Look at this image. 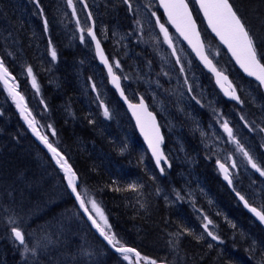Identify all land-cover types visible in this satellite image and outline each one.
Here are the masks:
<instances>
[{
  "label": "trees",
  "instance_id": "16d2710c",
  "mask_svg": "<svg viewBox=\"0 0 264 264\" xmlns=\"http://www.w3.org/2000/svg\"><path fill=\"white\" fill-rule=\"evenodd\" d=\"M117 1L119 4L114 5V7L118 6L120 13L121 11L122 14L126 13L125 16L128 18L127 16H130V14L127 6L122 3V0ZM190 3L211 53L214 54V51L218 52V46L207 33L203 21L195 8V4L191 0ZM235 3L242 8L243 14L247 17L252 27H254L253 29L264 35V25L261 23V21H264V0H235ZM59 44L60 42L58 41L56 45L57 49L59 48ZM104 48L106 53L110 56L108 46L104 45ZM60 49L61 54L59 56V63L57 64L58 66L55 64L49 73L40 72L38 74V81L42 86L43 98L49 109V113L51 112L53 115L52 125H54V129L57 133V137L52 136L50 130L47 136L54 146L57 140L59 141V150L62 151L63 153H61L68 159L81 181L78 191H80L82 196H85L86 200L92 198L100 204L108 218L112 232L118 235L124 245L139 251L141 257L156 259L157 262L165 264H260V261L264 259L263 250L250 245V243L245 247L248 240L246 242V238H244L241 232L236 233V231L243 230V232L254 237L258 243L263 246L264 231L252 222L251 218L240 208L230 192L223 188V184L217 177L216 171L214 172L215 168L213 161L208 159L205 153L199 148L200 144L198 140L195 141V138H192L190 133L187 134L185 138L186 141L190 139L192 142H195L192 148L198 152V157L194 164V172L199 176L198 179L203 184V187H201V192L203 194L200 193L201 197L198 196L196 198L202 200L204 197L206 198V195L208 197L209 194L208 198L210 200H215V204L213 206L209 205L207 208L209 210L207 216L209 219H212L213 222L215 221L214 223L217 229H219L218 234L221 236L220 242L222 241L220 247L217 246L216 242L202 235L198 220L199 217L193 212L189 202L184 199L175 200L176 202H173V198L177 199L175 194H169L167 201H164L161 194L162 191L170 188L174 190V187L185 191L186 188H191L188 182L190 180H186L187 182H185L183 179L181 180L179 174L176 173L166 177L160 176L154 168L146 148L138 137L126 110L118 101L115 93L107 87L105 83V87L108 91V98H111L113 105H116L118 108V111H116L117 119L121 122V130L123 129L125 133L121 135V142L127 145L126 149L123 150L124 152L118 150L116 147L118 144L115 141L119 140L117 137L114 139L115 141L110 138L108 139L106 129L101 127L98 123L90 125L87 122L84 116L87 114V110L82 105L80 94L77 91L76 85L74 86V80L68 67L64 65L67 63L66 61L70 59H72L71 63H75V65H79V62L82 60L77 57L76 54L71 53L64 42H61ZM32 61H36L37 65L36 57H32ZM95 67V71L104 82L105 74L103 70L96 65ZM25 85L21 86V90L24 91L27 96H30V92H28ZM141 86L142 85H140V88ZM0 88H2L1 85ZM140 90L141 89H138V91ZM4 92L3 90L2 93L5 96L2 94V97L6 102L0 98V110H5L4 114L0 113V173H2L0 174V205L2 204L0 213L6 209L8 211H4L3 213L8 216L7 218L12 217L16 219L17 225L26 235V242L29 247H32L38 239L48 234L51 235L53 240L59 241L61 239L60 229L67 232L71 230L70 225L64 222H71L76 230L75 235L79 240L78 246L83 244V249H87L93 253L88 259L90 262H95V264L99 262L103 264H130L127 260L123 259L122 254L114 253L111 248L92 231L88 222L79 211L74 198L71 196L64 175L52 162L47 153L42 150L32 138L29 129H27L21 121L19 115L15 111L13 103L7 98ZM57 94L60 98H57ZM98 97L97 99H99V102L105 101L102 100L100 96ZM58 100L61 102L63 101L60 108L56 107L58 105ZM262 100H264L263 97ZM39 107L42 111H45L43 106L42 108L41 106ZM61 108V111H55V109L60 110ZM91 110L94 114V108ZM95 110H98V108L96 107ZM66 111L77 116H71V118L67 119L64 115ZM74 118L77 119L74 120ZM3 125L4 127H1ZM39 128L41 130L43 126ZM11 132H13L15 137ZM41 132L46 135L42 130ZM7 133L10 134L8 135ZM16 139L18 141H16ZM19 139L21 140L19 141ZM191 141H189L188 144L189 148L192 145ZM20 142L23 143V145H21ZM90 144L95 146L94 150H86L87 146ZM23 147L25 148L22 149ZM23 150H26V153L28 151L27 155ZM172 172H174V168ZM13 173L15 174L13 175ZM187 179H191L189 174ZM32 180L33 183L31 182ZM133 183L141 187H138L136 191L128 189V186ZM31 184L34 185L33 188ZM16 187H18V189ZM116 188L121 190L116 191ZM157 189H160L159 193ZM36 192L37 194H35ZM46 195L49 196L47 197ZM30 197H36V199L33 201ZM220 198L222 199L221 203H226V205H222L221 209L216 208V202L220 203ZM44 199H46L45 203L43 201ZM53 200L59 201L54 202ZM38 201L39 205L37 204ZM59 202L63 210L57 209L60 206V204H58ZM40 203H44V207L43 205L41 206ZM141 204H143L144 207H141ZM196 206L197 205H195V207ZM53 208L57 210L53 218L54 220L47 217L39 218V215L36 216V214L39 213L38 210L47 213L48 210H52ZM67 211L69 213H67ZM25 214L26 216L28 215V218ZM62 217L63 220H61ZM7 223L8 222H6V224ZM201 223L203 224L202 220ZM28 224L31 227L28 226ZM233 224L235 225V227H233L234 230H232ZM64 225H66L67 228ZM12 226L8 228L11 229ZM181 226L191 230L194 235L185 234L179 238V243L175 246L169 244V240L175 239L169 236V233L180 231ZM237 226H241L242 228L240 227V229H237ZM44 229L46 233H43ZM230 232L233 233V239L231 235L228 234ZM57 235L59 237H57ZM195 236H202L203 238L198 241L194 238ZM64 240L66 243H71L72 241L71 238L68 239L67 237H63V240L61 239L59 242L64 245V243H62ZM9 241L13 244V240L10 237ZM209 245H211V247H209ZM57 246H59V243ZM234 246L239 247L238 253L233 251ZM52 247L53 246H49L48 249L52 250ZM78 252L76 247L75 254ZM72 257L73 256H69L71 260ZM10 258L11 257H1L0 255V264H15L9 261ZM25 258L26 260H35L37 264L42 262H44V264L52 263V261L48 262L52 258H44L38 255L34 258L31 253L26 254ZM132 259L133 257L131 256V262ZM142 262L146 264V261L143 259Z\"/></svg>",
  "mask_w": 264,
  "mask_h": 264
},
{
  "label": "rangeland",
  "instance_id": "374dc122",
  "mask_svg": "<svg viewBox=\"0 0 264 264\" xmlns=\"http://www.w3.org/2000/svg\"><path fill=\"white\" fill-rule=\"evenodd\" d=\"M84 1L92 9L96 32L100 41L104 44L106 43L108 46L111 61L119 60L121 63V69H114L121 76L124 86L130 96L141 94L148 99L151 107L161 115L164 129L170 136L168 138V145L165 147V152L170 158L172 167L178 166L177 168L174 167V172L169 174H179L180 179H183L185 182L187 181L184 180V175L189 174L191 178L189 179L190 181H188L191 188H186L185 191L180 188L177 189L176 187H174V190L170 188L162 191L161 194L164 201H167L169 194H175L176 196V192H179L184 200L187 199V194L194 198L198 196L201 197L200 193L203 194L201 192L203 184L198 179L199 176L194 172V164L198 157V152L192 148L195 142H192L190 139L186 141L185 139L187 134L190 133L192 138H195V140L197 138L200 144L199 148L210 160H223L224 163L230 166L231 160H229L228 157L231 155L232 159L237 163V169L234 172L238 174H236L238 177L235 180L233 179L236 189L240 191L241 184L246 186L247 182L252 179L251 181H253L255 187L253 190H250L249 193L256 204L263 203L264 177H260L254 169L247 165L242 154L236 152L235 145L228 140L227 134L224 133L221 127V123L227 120L229 126L233 128L234 135H236L237 139H239L240 142L244 144L245 148L257 158L258 163L264 166V147H261V144L264 143V132H260L258 129L257 131H249V128L245 127L244 121L240 119V116L244 115L250 124L252 121H255L256 125L264 127V102L262 101L264 95L261 90H259L256 85L243 80L229 56L220 48L218 52L214 51V54H211L212 59L215 60L218 65L220 64L221 66H219L222 70L227 72V74L232 77L233 81L238 84L240 93H243L247 97L245 101L246 104L248 103V106L245 107H243L244 105L236 107L224 105L221 107L219 104L220 98L217 94H213V89H203L204 82L199 75L200 71L193 57L184 44H182L183 42L170 31L169 26L164 21L163 13L159 12L155 0H130L132 9H129L130 16H127L129 20H127L126 17L124 18L126 13L122 14V11L120 13L118 6L114 7V5L119 4L117 0ZM39 3L40 7L44 10L43 16L40 15V9L33 0H0V9H6L2 16L0 14V50L8 66L14 71H17L22 80L27 81L26 87L29 89V97L31 99L27 100L25 98V103L26 107L31 112L32 118H35L40 126H43L41 130L47 135L51 130L47 126L49 124L52 125L53 115L51 112L49 113V109L44 101L41 90L42 86L38 83V74L40 72H51L53 66L59 63L58 54L55 61H53L50 56L49 39H51L52 46L55 47L56 51L57 42L55 38L52 37L53 35L60 38V44L68 40V46L72 48H75V44L78 45L79 43L83 54H76V56L82 61L79 62V65H75V63H71L72 59H70L67 60V63L64 65L68 67L74 80V86L76 85L77 91L80 94L82 105L87 110V114L84 115L86 117L85 119L88 123L89 121H94V124L98 123L101 127L106 129L108 139L114 140L117 137L119 140H114L118 144L116 147L120 151L122 149L125 150L127 145L121 142V135L125 133L123 129L121 130V122L117 119V106L113 105L111 98L105 97L103 103L109 108L111 113V118H105L103 116V108L100 106L101 101L99 102V99H97L101 92L100 89L102 90L101 93L104 91V83L102 78L95 71L96 61H94L95 58L93 54L92 56L88 55L90 54V49L86 43V40L89 39L86 31L83 33L85 41L82 43L80 40V28L87 29L90 27L88 16L82 4L79 0H73V7H75L76 10V14L73 15V8L69 7L67 0H39ZM46 7L50 8L45 9ZM54 7L57 8L54 9ZM153 12L156 13L155 16L152 15ZM157 18L168 28L169 34L173 40V47L176 50L175 55H173V47H169L164 40V35L160 31L159 24L156 22ZM44 19L48 21L47 32L44 30ZM137 20L140 22L139 25L136 23ZM77 21H79V24H77ZM124 21L126 24L123 23ZM9 53H11V55H9ZM31 56L36 57L37 65L36 61H32ZM177 57H179L180 63H177ZM27 66L33 68L39 85V91L32 87L31 78L26 72ZM181 67H183V71H181ZM124 76L129 78L125 80L123 79ZM185 80H187V83H185ZM139 82H142L143 93H139L137 89L131 85H135ZM93 84H95V90L92 88ZM189 86L193 90L192 95H190L188 91ZM2 91L3 89L0 88L1 99H3ZM38 96L39 98H37ZM41 96L42 98H40ZM193 96L196 97V100L201 99L200 102L203 101V103H205L203 111L207 116L195 113L197 107L202 108L203 104L196 103V100L192 99ZM57 98H60L58 94ZM3 101L6 102L4 99ZM62 102L58 100V105L56 107L60 108ZM42 103L45 104V111L47 112L40 109L39 106H42ZM95 106L99 111L95 110ZM93 108L94 114L91 110ZM230 109H234V111L232 112ZM61 110L62 108L60 110L55 109L56 112ZM211 112L219 119L216 122L218 123L217 125L212 123H207L205 125V123H203L204 119L211 115ZM64 115L67 119L71 118V116H77L68 111H66ZM76 119L77 118H74V120ZM89 124L92 125L93 123ZM52 126L54 128V125ZM55 137H57V135ZM189 141L192 142L190 148L184 143L188 142L189 144ZM57 144L59 145L58 140ZM94 149L95 146L90 144L87 146L86 150ZM14 174L15 173H13V175ZM165 197H167V199ZM208 197L206 195V198L204 197L202 200L196 199V203L194 202V206L197 205L196 207L191 205L193 212L201 218L203 223H205L203 216L208 215L207 212L209 210L207 208L209 205L214 204ZM175 200L178 199L173 198V202H176ZM221 200L220 198V203L216 202V208L221 209L222 205H226V203H221ZM60 206L62 205L60 204ZM90 207L89 205V209ZM93 216H95V213H93ZM6 218V214L1 212L0 220L3 223H0V255L1 257H12L17 255L16 252H19L17 256L21 258V255L23 256L24 254V246H18L14 242L11 229L8 228L12 225L9 223L6 224V222H8ZM97 220L99 222L98 217ZM200 226L202 235L212 240V238L207 235V232H205L203 226L201 224ZM240 227L237 226L236 228L240 229ZM209 230L221 237L220 234H218L219 229H217L216 224L213 223V225H210ZM232 230H234L233 227ZM237 232H241L244 238H246V242L248 240L245 247L250 243V245L264 252V246L258 243L254 237L243 232V230H238L236 233ZM228 234H230L233 239V233L230 232ZM252 235L254 236L253 232ZM9 237L13 240V244L15 243L14 245L10 244ZM212 241L216 242L218 247H220L222 242H220V240ZM238 250L239 247H233L234 252L238 253ZM129 257L131 258V255H129ZM85 258L89 259V257ZM130 258L127 261L132 264Z\"/></svg>",
  "mask_w": 264,
  "mask_h": 264
},
{
  "label": "snow or ice",
  "instance_id": "6c2138e0",
  "mask_svg": "<svg viewBox=\"0 0 264 264\" xmlns=\"http://www.w3.org/2000/svg\"><path fill=\"white\" fill-rule=\"evenodd\" d=\"M36 6L40 9V15H44L43 8L40 7L39 0H33ZM128 4L129 9H132V4L130 0H124ZM69 7L73 8V15L76 14L75 7H73V0H67ZM160 6L163 7L165 14L167 15L168 22L176 28V31L179 32L188 43L192 46L193 50L196 52L197 56L204 63V65L214 73L216 77V83L220 86L224 95L229 99L236 101L238 104L243 105L245 101L238 94L237 88L233 85L232 81L229 80L222 71L218 70L216 65L213 63V60L205 52V46L203 41L200 38V32L197 29L196 21L193 19L192 12L189 9V4L187 0H159ZM196 3L199 4L200 10L203 12L204 18L207 20V25L211 29L215 36L219 38V41L224 45L228 52L231 53L232 58L243 70L244 73L249 77H253L255 81L258 82L259 87L264 88V35L260 34L257 30H254L251 23L248 21L247 17L243 14L242 8L237 6L235 0H196ZM153 16L156 15L155 12L152 13ZM89 18H91V13H89ZM157 24H159L160 31L164 35L165 42L169 47H173V40L169 34L168 28L164 23H161L159 18H157ZM139 25V20L136 21ZM264 25V21H261ZM44 30L48 31V21L44 19ZM79 24V21H77ZM87 32V36L95 41L96 53L100 57L101 62L106 66L108 75L111 78V83L119 91L120 96L128 104L129 109L132 110L133 116L136 118V123L140 128L141 133L144 136V139L148 143V147L151 149L152 156L155 158L157 167L160 170V173L165 172V168L161 166V162L167 164L168 167H171L168 164V158L165 156L161 145L163 144V136L160 132V126L156 122L155 115L148 110V105L145 103L143 96L140 97L138 103H132L129 101L128 97L125 95L124 89L121 86V76L114 71L115 69H121V63L119 60L109 61V58L104 55L103 49L99 39H97L96 33L93 27L80 28V40L83 43L85 41L84 32ZM49 51L50 56L53 61L57 59V51L54 46H52L51 39H49ZM175 48L173 47V55H175ZM218 54V53H217ZM11 55V53H9ZM177 63H180L179 57H177ZM181 67V71H183ZM27 75L31 78L32 87L39 91V85L37 83L36 75L33 72L31 66L26 68ZM129 77L124 76L123 79L127 80ZM9 79L14 80L15 77L11 76L8 67L5 66L3 59H0V81H3L5 86L8 87L9 93L13 96L14 100H17V108L20 110L21 116L27 123L28 127L32 130L33 134L41 141V143L47 148L51 153L52 158L59 168L63 171L64 177L67 180V185L71 189V192L75 195V199L78 202L79 208L87 215L89 221H91L92 226L96 228L99 232V235L107 242L111 248L123 255V259L129 260V253H134L135 257L138 259H143L146 261V264H158L156 259H151L148 257H141V253L136 251L134 248H130L124 245L118 235L111 230V225L108 222V218L104 213V210L100 204L92 198L85 199V196H82L80 191H78V174L73 169L72 165L69 163L68 159L61 153L60 150L52 142H50L47 135L42 134L37 128V121L35 118L31 117V112L28 111L26 105H23V96L16 91V86H9ZM187 83V80H185ZM93 90H95V84L92 85ZM191 87L189 86L188 91L191 92ZM18 98V99H17ZM99 98V97H98ZM193 100H196V97H192ZM196 103H200L199 100H196ZM100 106L103 108V116L105 118H111V113L109 108L104 105L101 101ZM240 119L244 121L245 127L249 128V131L264 132V127L256 125L255 121H252L251 124L245 118L244 115L240 116ZM89 123H94V121H89ZM51 129L52 136H56V130L51 124L47 126ZM221 127L224 133L227 134L228 140L235 145L236 152L242 154L247 165L255 170L260 177H264V166H261L258 163L257 158L245 148L244 144L237 139L234 135L233 128L229 126V122L224 120L221 123ZM203 135V133H202ZM261 147H264V143L261 144ZM123 151V149H122ZM231 160V168H237V163L232 159L231 155L228 157ZM219 169L223 174V178L231 186L233 181L231 178V172L229 167L225 163L217 161ZM138 187H141L135 183L130 184L128 189L136 191ZM116 191L121 189L116 188ZM160 189H157L159 193ZM236 196L239 198L246 209L251 212L256 219L259 220L261 224H264V203L259 204L258 206H253L248 199L245 198L243 194L233 188ZM86 195V193H85ZM167 199V197H165ZM176 198L178 200L183 199V196L179 192H176ZM90 205V209L88 207ZM141 207H144L141 204ZM95 213V216H93ZM99 218V222L97 220ZM203 228L207 235L212 238V240L219 241L220 237L214 234L213 231L209 230V226L213 225V221L209 219L207 215L203 216ZM10 225H13L11 232L14 236V239L19 242L20 245L24 246V254L31 253L35 258L38 255V249L46 252L49 246H54L59 243L58 240H53L51 235H44L41 239H38L36 243L29 247L26 242V235L24 231L17 225L15 218L10 217L8 220ZM232 227H235L233 224ZM194 235L191 230L181 226V230L175 233H169V236L174 237V240H169V244L175 246L179 243V238L183 235ZM31 235V234H29ZM196 240H200L202 236H195ZM211 247V245H209ZM78 255L83 257H91L92 252L87 249L81 248L78 252ZM75 256L72 257L75 260ZM260 264H264V259L260 261Z\"/></svg>",
  "mask_w": 264,
  "mask_h": 264
},
{
  "label": "bare ground",
  "instance_id": "6f19581e",
  "mask_svg": "<svg viewBox=\"0 0 264 264\" xmlns=\"http://www.w3.org/2000/svg\"><path fill=\"white\" fill-rule=\"evenodd\" d=\"M5 1V0H4ZM47 4V3H46ZM48 5V4H47ZM50 6V5H49ZM5 8V7H4ZM48 8H50V7H48ZM47 7L45 8V9H48ZM57 8V7H56ZM55 7H54V9H56ZM127 9H128V11H129V8L127 7ZM1 10V16H2V14L3 13H5L4 11L6 10V9H0ZM53 10V9H52ZM50 11H51V9H50ZM9 12H10V10H9ZM56 12V11H55ZM7 13V12H6ZM47 14H48V11H47ZM199 14H200V12H199ZM201 15V14H200ZM7 16H8V14H7ZM50 16V15H49ZM52 16V15H51ZM3 17H5V16H3ZM92 17H93V15H92ZM126 16H124V18H125ZM4 19V18H3ZM127 20H129L128 18H126ZM3 21V20H2ZM129 22V21H128ZM123 23H125V21L123 22ZM126 24V23H125ZM129 25V24H128ZM127 26V25H126ZM169 26V25H168ZM129 27V26H128ZM127 28V27H126ZM169 28H170V31H172L173 32V29L169 26ZM96 36H97V38L99 39V37H98V34H97V32H96ZM53 38H55V40H56V42H60L61 40H60V38L58 37V36H52ZM58 39V40H57ZM214 42L217 44V49L218 50H220V48L224 51V49H223V47H222V45L220 44V42L218 41V40H214ZM64 43L68 46V40H65L64 41ZM86 43L88 44V46H89V49H90V54H88L89 56H92V54H93V57L94 56H96V49H95V47H94V42L92 41V39L89 37V39H87L86 40ZM62 49V48H61ZM60 44H59V48L57 49V54H58V57L60 56ZM68 49H69V51L71 52V53H73V54H83V52H82V48H81V46H80V44L78 43V45H76L75 44V48H72V47H69L68 46ZM0 59H3V61H4V63H5V66L6 67H8V69L10 68L9 66H8V63L5 61V59L3 58V53L1 52V50H0ZM195 61V60H194ZM195 64H196V66H197V68L199 69V75L202 77V79H203V82H204V86H203V89L204 90H206V89H209V90H212L213 89V94L215 95V94H217V96L220 98L219 99V104H220V106L221 107H223L224 105H230V106H233V107H236V106H242V105H240V104H238L236 101H231V100H227L225 97H224V95L223 94H218V93H215L216 92V90H215V87H214V84L212 83L213 82V79L209 76V75H206L205 73H204V71H203V69H202V67L200 66V65H198L196 62H195ZM100 69H102L103 70V72H104V74H105V80H104V82L103 83H105L106 85H107V87H109L114 93H115V95L117 96V99H118V101L121 103V105L124 107V109L126 110V112H127V114H128V116H129V118H130V120H131V122L133 123V125H134V127H135V130H136V132H137V127H136V125H137V123H136V119L135 118H132V116L130 115V113H129V111L127 110V108H126V106L120 101V95H119V93L117 94V92H116V90L114 89V88H112L111 87V85H110V80H111V78H110V76L108 75V72L106 71V69H104L103 67H99ZM114 71H115V69H114ZM9 72L11 73V76L12 77H15V79L14 80H12V79H9V86H12V85H15L16 86V91L17 92H19V94L21 95V96H23V102H25V98L28 100H30L31 98H29V96H27L26 95V93H24V91H22L21 90V86L22 85H25L26 83H27V81H24V80H22V78H21V76L19 75V73L17 72V71H14L13 69H9ZM116 73L119 75V73L116 71ZM226 76L228 75L227 74V72H223ZM242 78H243V80L244 81H247V82H249V83H251V84H253V85H256V83H257V81H255V79L253 78V77H248V76H246V75H243L242 76ZM38 83H40L39 81H38ZM233 83V85L237 88V90H238V94L241 96V98L245 101L246 100V96L243 94V93H240V90H239V86H238V84L236 83V82H232ZM105 84H103V88H104V91H103V93H101L102 92V90L100 89V97H101V99L102 100H105L104 98L106 97V98H108V91H107V89H106V87H105ZM0 85H1V87L3 88V90L5 91V94L7 95V98L8 99H10V101L13 103V105H14V108H15V111H16V101L13 99V96L9 93V91H8V87H6L5 86V84H4V82L3 81H0ZM132 85V87H134L135 89H137V91H138V89H141L140 91H138L139 93H143V89H142V86H141V88H140V85H142V82H139V83H137V84H131ZM121 86H122V88L124 89V92H125V95L128 97V99H129V101H131L132 103H138L139 102V99H140V97L142 96L141 94L140 95H137V96H130V94L128 93V91H127V89L125 88V86H124V83H123V80H122V78H121ZM25 87H26V85H25ZM27 88V87H26ZM28 89V88H27ZM28 92H29V89H28ZM193 94V90H191V92H190V95H192ZM201 94V93H200ZM37 98H39V96L37 97ZM40 98H42V96L40 97ZM143 98H144V100H145V103L148 105V110L149 111H151L154 115H155V117H156V122L158 123V125L160 126V132H161V135L163 136V138H164V140H165V144H166V147H167V145H168V138L170 137L169 136V134L166 132V130L164 129V126H163V123H162V120H161V115L155 110V109H153L152 107H151V105H150V102H148V99H146L144 96H143ZM201 100V99H200ZM199 100V101H200ZM263 102H264V100H262ZM41 103V102H40ZM201 104H203L202 105V108H198L197 107V109L195 110V113H198V114H201V115H203V116H207L205 113H204V104L205 103H203V101L202 102H200ZM199 103V104H200ZM250 104V103H249ZM43 107H44V109H45V104H41ZM244 106L243 107H245V106H248V103L246 104V101H245V103L243 104ZM42 106H41V108H42ZM206 106H207V104H206ZM196 107V106H195ZM242 107V108H243ZM232 112L234 111V109H230ZM35 112V111H34ZM45 112H47V111H45ZM1 113H5V110H3V109H1ZM16 113L19 115V117H20V119H21V121L24 123V125L26 124V122H25V120L23 119V117L16 111ZM219 119H218V117H216L215 116V114H213L212 112H211V115L209 116V117H206V119H204V122L203 123H205V125L208 123V124H218V123H216L217 121H218ZM136 123V124H135ZM138 126V125H137ZM1 127H4V125L3 126H1ZM7 127V126H6ZM13 128V127H12ZM11 128V129H12ZM37 128H38V130L41 132V130H40V128H39V125H38V123H37ZM186 128V127H185ZM1 129V128H0ZM9 129V128H8ZM10 129V130H11ZM5 130V129H4ZM16 131V130H15ZM1 132V131H0ZM6 132V131H5ZM165 132H166V134H167V136H166V134H165ZM4 133V132H3ZM30 133H31V129H30ZM42 133V132H41ZM5 134V133H4ZM8 134V133H7ZM10 134V133H9ZM8 134V135H9ZM11 134H13V132H11ZM12 136V135H11ZM13 136H14V134H13ZM13 136H12V138H13ZM17 136H18V134H17ZM6 137H8V136H6ZM6 137H5V139H6ZM15 137V136H14ZM138 137L140 138V140H141V142L143 143V145H144V147L146 148V150H147V153H148V155H149V157H150V159L152 160V163H153V165H154V168L156 169V171L160 174V176L161 177H166V176H168V175H170L169 173H171L172 171H173V168L174 167H172V164H171V161H170V158H169V156L167 155V153L165 152V156L168 158V164H170L171 165V167H168V165L167 164H164L163 162L161 163V166L162 167H164L165 168V172L163 173V174H161L160 173V170H159V168L157 167V165H156V162L154 161V159L152 158V156L150 155V153H149V151H148V143H147V141L144 139V137L143 136H140V135H138ZM11 138V137H10ZM9 138V139H10ZM17 138V137H16ZM21 138H23V137H21ZM7 140V139H6ZM21 139H19V141H20ZM8 141H11V140H8ZM7 141V142H8ZM16 141H18L17 139H16ZM195 141H197V138H196V140ZM23 142V141H22ZM3 143V142H2ZM6 143V142H5ZM11 143V142H10ZM21 143V142H20ZM24 143V142H23ZM23 143H21V145H23ZM186 145H187V147H189V145H188V143H186V142H184ZM7 144V143H6ZM25 144V143H24ZM28 144V143H27ZM8 145V144H7ZM7 145H6V147H7ZM57 148L59 147L58 146V144L56 143V145H55ZM4 147H5V145H4ZM22 147V146H21ZM26 147V146H25ZM25 147H23L22 149H24ZM28 147V146H27ZM33 147V146H32ZM1 148V147H0ZM5 149V148H4ZM7 149V148H6ZM27 149V148H26ZM31 149V148H30ZM36 149V148H35ZM34 149V150H35ZM32 150V149H31ZM30 150V151H31ZM58 150H59V148H58ZM24 151V150H23ZM22 151V152H23ZM25 152V154L27 155V153H28V151H27V153H26V150L24 151ZM62 152V151H61ZM30 153V152H29ZM33 153V152H32ZM38 153V152H37ZM42 153V152H41ZM63 153V152H62ZM43 154H45V153H43ZM22 155V154H21ZM20 155V156H21ZM39 155V154H38ZM64 155V154H63ZM206 155V154H205ZM29 156V155H28ZM27 156V157H28ZM34 156V155H33ZM36 156V155H35ZM4 157V156H3ZM24 157V156H23ZM207 157V156H206ZM26 158V157H25ZM32 158V157H31ZM30 158V159H31ZM34 158V157H33ZM208 159H209V157H207ZM21 159H22V157H21ZM27 159V158H26ZM212 161H213V163H214V168H215V171H216V175H217V177L220 179V181H221V183L223 184V188L227 191L228 190V192H230V194H231V196L236 200V202H237V204L240 206V208L251 218V220H252V222L255 224V225H257V226H259L263 231H264V228H262L260 225H258V223H257V221H256V219L254 218V216H252L251 214H250V212L244 207V205H243V202H241L240 200H239V198L236 196V194H234V191H233V188H234V183H232V185L230 186V185H228V182L227 181H225L224 180V178H223V174L221 173V171H220V169H219V166H218V164H217V161L218 160H213V159H211ZM26 161V160H25ZM221 163H224V161L223 160H219ZM28 163H29V161H28ZM25 164V163H24ZM34 164V163H33ZM226 164V163H225ZM23 165V164H22ZM29 166V165H28ZM35 166V165H34ZM226 166H228L227 164H226ZM31 167H32V165H31ZM178 166H176V168H177ZM229 167V170H230V172H231V178H232V181H233V179L235 180V179H237V173H235L234 171L237 169V168H235V169H232L231 168V165L230 166H228ZM33 169H34V167H33ZM33 171H36V170H33ZM32 171V172H33ZM3 172V171H2ZM34 173V172H33ZM0 174H2V173H0ZM3 174H4V172H3ZM44 174V173H43ZM237 174V175H236ZM48 175V174H47ZM3 176V175H2ZM184 177H185V180H189V179H187V177H188V175H184ZM1 178H3V177H1ZM5 179V178H4ZM4 179H2V180H4ZM32 179V178H31ZM40 179V178H39ZM252 180V179H251ZM248 181L247 182V185L246 186H244V184H241V186H240V188H241V190L239 191L241 194H243L244 196H245V198L246 199H248L249 200V202L250 203H252L253 204V206H258L259 204H256L255 202H254V200L252 199V196L250 195V193H249V191L250 190H253L254 189V187H255V185L253 184V181ZM30 182V181H29ZM32 183H33V180L31 181ZM30 182V183H31ZM36 182V181H35ZM49 182V181H48ZM47 182V183H48ZM65 182H66V184H67V181H66V179H65ZM80 184H81V181H80V179L78 180V187L80 186ZM28 185V184H27ZM32 185V184H31ZM36 185V184H35ZM21 186V185H20ZM29 186V185H28ZM33 186L34 185H32V188H33ZM68 186V185H67ZM53 187H55V186H53ZM17 189H18V187H16ZM36 188V187H35ZM51 188V187H50ZM46 189V188H45ZM35 190V189H34ZM43 190V189H42ZM19 191H21V190H19ZM24 191V190H23ZM33 191V190H32ZM57 191V190H56ZM238 191V190H237ZM31 192V191H30ZM42 192V191H41ZM53 193V192H52ZM33 194V193H32ZM35 194H37V192L35 193ZM34 194V195H35ZM43 194V193H42ZM70 194H71V196L74 198V196H73V194H72V192H70ZM20 195V194H19ZM29 195V194H28ZM52 195V194H51ZM54 195V194H53ZM47 196V195H46ZM49 196V195H48ZM47 196V197H48ZM56 196V195H55ZM37 197H38V195H37ZM57 197V196H56ZM30 198H32L33 199V201H34V199H36V197H30ZM44 198V197H43ZM52 198V197H51ZM58 198V197H57ZM56 198V199H57ZM42 199V198H41ZM49 199H50V197H49ZM196 199L197 198H194V197H190L188 194H187V199H186V201L187 202H189V205L191 206V205H193L194 206V202L196 203ZM23 200V199H22ZM38 200V199H37ZM45 200L46 199H44L43 201H44V203H45ZM51 200V199H50ZM74 200H75V198H74ZM54 201V200H53ZM56 201V200H55ZM54 201V202H55ZM57 201H59V200H57ZM56 201V202H57ZM211 201H213V203L215 204V200L213 199V200H211ZM23 202V201H22ZM40 202H41V200H40ZM51 202V201H50ZM43 203V204H44ZM264 203V202H263ZM33 204V203H32ZM36 204V203H35ZM37 204L39 205V201L37 202ZM41 204V203H40ZM43 204H41V206L43 205ZM58 204H60V202L58 203ZM58 204H56V205H58ZM214 204H211L212 206L214 205ZM2 205V204H1ZM1 205H0V207H1ZM49 205V204H48ZM77 206H78V209H79V211L82 213V215L84 216V218L86 219V216L84 215V213H83V211H82V209H80L79 208V205L77 204ZM105 206V205H104ZM43 207H44V205H43ZM47 207V206H46ZM54 207V206H53ZM56 207V206H55ZM195 207V206H194ZM4 208V207H3ZM5 209V208H4ZM57 209H62L63 210V207H61V206H59V208H57ZM65 209V208H64ZM67 209V208H66ZM69 209V208H68ZM24 210V209H23ZM27 210H28V208H27ZM35 210V209H34ZM70 210V209H69ZM4 211H8V210H4ZM3 211V212H4ZM39 211V213H37L36 214V216H38L39 215V218L40 217H47V218H54L55 217V215H56V213H57V210H54V208L52 209V210H48L47 211V213H45V212H42V211H40V210H38ZM66 211V210H65ZM24 212V211H23ZM61 212V211H60ZM59 212V213H60ZM63 212V211H62ZM27 213V212H26ZM34 213V212H33ZM35 213H36V211H35ZM34 213V214H35ZM67 213H69L68 211H67ZM1 214V213H0ZM30 214V213H29ZM58 215V214H57ZM4 216V215H3ZM7 216V215H6ZM22 216V215H21ZM25 216H26V214H25ZM24 216V217H25ZM28 216V215H27ZM26 216V217H27ZM34 216V215H33ZM61 216V215H60ZM8 217V216H7ZM30 217V216H29ZM32 217V216H31ZM28 218V217H27ZM33 218V217H32ZM57 218V217H56ZM65 218V217H64ZM9 218H7V220H8ZM31 219V218H30ZM50 219H48V220H50ZM59 219V218H58ZM54 220V219H53ZM61 220H63V217L61 218ZM198 220H199V223L201 224V225H203L202 223H201V219L200 218H198ZM59 221V220H58ZM2 221L0 220V223H1ZM5 222V221H4ZM47 222V221H46ZM54 222V221H53ZM3 223V222H2ZM47 223H49V222H47ZM64 223H67L68 225H70V227H71V230L70 231H65V230H62V229H60V237H61V239L63 240V237H67L68 239H72V241H71V243H66V241L64 240V241H62V243H64V245L63 244H61L60 242H59V246H57V245H55V246H53L52 247V250H47L46 252H44V251H41V250H39L38 249V256H42V257H44V258H52L51 260H49L48 262H51L52 261V263L51 264H95V262H90L89 260H88V258H85V257H83V256H80V255H78V253H76L75 254V248L77 247V249H78V251L81 249V248H84V246H83V244H81V245H79L78 246V242H79V240H78V237L75 235V233H76V230L74 229V226H73V224L70 222H64ZM121 223V222H120ZM50 224V223H49ZM54 224V223H53ZM215 224V223H214ZM46 225V224H45ZM28 226H30L29 224H28ZM50 226V225H49ZM64 226H66V225H64ZM31 227V226H30ZM70 227H68V228H70ZM43 228H45V227H43ZM42 228V229H43ZM66 228H67V226H66ZM47 229V228H46ZM51 229V228H50ZM74 229V230H73ZM45 231V229L43 230V233H46V232H44ZM47 231V230H46ZM53 231V230H52ZM42 232V231H41ZM51 232V231H50ZM127 232V231H126ZM56 233V232H55ZM11 235H12V232H11ZM57 237H59L58 235H57ZM60 239V240H61ZM59 240V241H60ZM10 244H12V243H10ZM8 245H9V243H8ZM61 245H63V246H61ZM109 246V245H108ZM10 247H12V246H10ZM56 247V248H55ZM110 248H111V246H109ZM111 250L114 252V253H116V254H119V253H117V252H115L112 248H111ZM19 251V250H18ZM20 252H22V251H20ZM197 252V251H196ZM18 253L19 252H16V254L18 255ZM15 254V253H14ZM20 254H22V253H20ZM12 256L11 258H10V262H14L15 264H37L36 263V261L35 260H26V258H25V255L23 254V256L21 255V258L20 257H18V256ZM69 256H75L76 258H75V260H71L70 258H69ZM22 257H24V258H22ZM133 257V259H132V262H133V264H138L137 263V257H135V256H132ZM12 258H14V259H16V260H14V259H12ZM138 262H139V264H144L143 262H142V259H138ZM39 264H44V262H42V263H39ZM96 264H103V263H101V262H99V263H96ZM158 264H160L159 262H158Z\"/></svg>",
  "mask_w": 264,
  "mask_h": 264
},
{
  "label": "water",
  "instance_id": "95a60500",
  "mask_svg": "<svg viewBox=\"0 0 264 264\" xmlns=\"http://www.w3.org/2000/svg\"><path fill=\"white\" fill-rule=\"evenodd\" d=\"M157 1V4H158V7H159V9H160V11L163 13V15H164V17H165V19H166V21H167V23L169 24V26L173 29V31L175 32V34L183 41V43L187 46V48L190 50V52L193 54V56L195 57V59L197 60V62L200 64V66L207 72V73H209L212 77H213V80H214V84L216 85V87L218 88V90L224 95V93H223V91L221 90V88H220V86L216 83V77H215V75H214V73H212L205 65H204V63L200 60V58L197 56V54H196V52L193 50V48H192V46L188 43V41L187 40H185L182 36H180V34H179V32H177L176 31V28L173 26V25H171L169 22H168V20H167V15L165 14V12H164V9H163V7H161L160 6V3H159V0H156ZM195 3H196V0H193ZM188 2V1H187ZM82 3H83V5L85 6V8H86V11H87V14H88V16H89V10H88V8H87V6H86V4H85V2L84 1H82ZM196 6H197V8H198V11L200 12V14H201V16H202V18H203V20H204V22H205V24H206V27H207V29L209 30V32L216 38V40H218L219 41V38L218 37H216L215 36V33H213L212 31H211V29L208 27V25H207V20L204 18V16H203V12L200 10V8H199V4L198 3H196ZM189 9L191 10V8H190V6H189ZM192 12V11H191ZM192 16H193V19L195 20V18H194V15H193V13H192ZM89 20H90V22H91V27H93V29H94V31H95V26H94V22H93V20H92V17L91 18H89ZM196 21V20H195ZM197 24V23H196ZM197 29H198V25H197ZM198 31H199V29H198ZM200 38H201V40H202V37H201V35H200ZM98 39V38H97ZM93 41V40H92ZM203 41V40H202ZM94 42V47H95V41H93ZM220 42V41H219ZM100 44H101V42H100ZM221 44V43H220ZM222 45V44H221ZM223 47H224V49L226 50V52L228 53V55L230 56V58H231V60L233 61V63L235 64V66L237 67V69L243 74V75H246L247 76V74L246 73H244L243 72V70L239 67V65L235 62V60H234V58H232V56H231V53L230 52H228V50H227V48L224 46V45H222ZM101 48L103 49V46H102V44H101ZM96 49V48H95ZM103 52H104V55L106 56V53H105V51H104V49H103ZM206 52V51H205ZM107 57V56H106ZM96 59H97V61H98V64H99V66H101V67H103L104 69H106V71H107V68H106V66L101 62V60H100V57L97 55V53H96ZM249 77V76H248ZM230 80V79H229ZM258 83V82H257ZM110 85H111V87L112 88H114L115 90H116V92H117V94L119 93V91L115 88V86L111 83V80H110ZM262 89V91H263V93H264V88H261ZM120 95V94H119ZM224 97L227 99V100H231V99H229L227 96H225L224 95ZM18 99V98H17ZM120 101L126 106V108H127V110L129 111V113H130V115L132 116V118H135L134 116H133V114H132V110L131 109H129V107H128V104L125 102V100L120 96ZM16 101V104H17V100H15ZM231 101H234V100H231ZM21 103L24 105V102L23 101H21ZM16 109H17V112L18 113H20V110L17 108V106H16ZM20 115H21V113H20ZM136 119V118H135ZM136 124V123H135ZM158 124V123H157ZM26 125H27V123H26ZM28 126V125H27ZM136 127H137V133H138V135H140V136H143V134L141 133V131H140V128H139V126H137L136 125ZM31 134L33 135V137L35 138V140L41 145V147L44 149V150H46L47 152H48V154H49V156L51 157V159L54 161V159L52 158V155H51V153L47 150V148L41 143V141L33 134V132H32V130H31ZM144 137V136H143ZM162 146V145H161ZM162 148V147H161ZM148 151H149V153H150V155L152 156V152H151V149L148 147ZM152 158L154 159V161H155V158L152 156ZM163 162V161H162ZM161 162V163H162ZM54 163H55V161H54ZM164 163V162H163ZM56 164V163H55ZM57 165V164H56ZM58 166V165H57ZM59 167V166H58ZM67 181V180H66ZM70 189V188H69ZM70 191H71V189H70ZM73 194V193H72ZM73 196H74V198H75V195L73 194ZM76 200V199H75ZM77 202V201H76ZM77 204H78V202H77ZM248 210V209H247ZM83 211V210H82ZM249 211V210H248ZM84 213V212H83ZM250 214L252 215V216H254L251 212H250ZM84 215L86 216V219L88 220V218H87V215L84 213ZM254 218L256 219V217L254 216ZM89 221V220H88ZM256 221H257V223L262 227V228H264V224H261L260 222H259V220L258 219H256ZM89 223L91 224V221H89ZM91 226H92V224H91ZM92 228H93V230L99 235V232L96 230V228L94 227V226H92ZM100 236V235H99ZM101 237V236H100ZM102 239H103V237H101ZM104 240V239H103ZM105 241V240H104ZM106 242V241H105ZM107 243V242H106ZM132 254H134V253H132ZM135 256V255H134ZM137 263L139 264V262H138V258H137Z\"/></svg>",
  "mask_w": 264,
  "mask_h": 264
}]
</instances>
